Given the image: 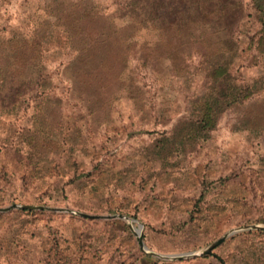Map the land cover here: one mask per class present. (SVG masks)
<instances>
[{"label": "rangeland", "instance_id": "1", "mask_svg": "<svg viewBox=\"0 0 264 264\" xmlns=\"http://www.w3.org/2000/svg\"><path fill=\"white\" fill-rule=\"evenodd\" d=\"M217 65L251 93L201 130ZM13 203L133 221L0 212V264H66L76 243L94 264H264V15L253 0H0V207ZM138 223L160 254L262 227L177 260L140 249Z\"/></svg>", "mask_w": 264, "mask_h": 264}, {"label": "trees", "instance_id": "2", "mask_svg": "<svg viewBox=\"0 0 264 264\" xmlns=\"http://www.w3.org/2000/svg\"><path fill=\"white\" fill-rule=\"evenodd\" d=\"M253 2L259 13L264 15V0H253ZM239 11L240 7L234 9L232 12H228V10L219 11L212 18L211 22L213 24H218L219 22L224 23V21L227 22L232 15L238 14ZM212 71V76L215 78V82L218 83V86L201 108L200 121L198 123L201 130H209L215 127L216 117L222 111L223 105L229 106L238 100L245 99L251 93L248 87L237 88L231 86L230 83H225L224 75L226 70L222 65H217ZM218 78H220V80H216Z\"/></svg>", "mask_w": 264, "mask_h": 264}, {"label": "water", "instance_id": "3", "mask_svg": "<svg viewBox=\"0 0 264 264\" xmlns=\"http://www.w3.org/2000/svg\"><path fill=\"white\" fill-rule=\"evenodd\" d=\"M15 208L28 209V210H50V211L69 212V213H75L79 216L91 218V219H93V218L119 217V218L129 219L130 221H133L132 218H129L128 216L122 215V214L104 216V215H98V214H89V213H85V212H81V211H74V210H71L69 208H58V207H50V206H44V205H19L16 203H13L10 206H6V207H0V212H7V211H9L11 209H15ZM138 224H139L138 227L134 228L133 230H134V234L137 237V241H138L140 249L146 251L147 253H149L151 255L158 256L160 258L177 259V260H180L183 258L196 257L197 255H200V254H208L209 252H211V250L215 246L222 243L224 238L227 237L228 235H231L237 231L244 230V229L262 227V226L254 224V225H247V226H241V227L230 229L223 236H221L216 241H214L212 244H210L209 246H207L206 248L202 249L199 252H192L191 251V252H183V253H178V254H160V253L151 252V251L146 249V247L143 243V238H142V234H141L142 224L141 223H138Z\"/></svg>", "mask_w": 264, "mask_h": 264}, {"label": "crops", "instance_id": "4", "mask_svg": "<svg viewBox=\"0 0 264 264\" xmlns=\"http://www.w3.org/2000/svg\"><path fill=\"white\" fill-rule=\"evenodd\" d=\"M24 210H28V209H24ZM48 211H50V210H48ZM51 212H60V211H51ZM63 213L75 214V213H69V212H63ZM75 215H77V214H75ZM77 216L81 219H88V220L117 218V217H109V218H93V219H91V218H86V217H82L79 215H77ZM76 239H77V237H76ZM69 251H70V254H73L74 256H73V259L71 258L70 261L68 260L67 261L68 263L66 262V264H94L93 263L94 258L92 257L91 251H89L90 252V256H89L87 249H84V247L79 246L78 243H76V246L70 247ZM65 254L67 255V252H65ZM88 258H90V259L87 260ZM49 264H55L54 259H51Z\"/></svg>", "mask_w": 264, "mask_h": 264}]
</instances>
